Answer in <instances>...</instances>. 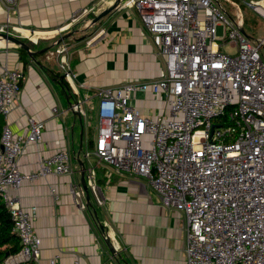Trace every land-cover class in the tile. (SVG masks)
Here are the masks:
<instances>
[{
    "label": "built area",
    "instance_id": "2783aa9c",
    "mask_svg": "<svg viewBox=\"0 0 264 264\" xmlns=\"http://www.w3.org/2000/svg\"><path fill=\"white\" fill-rule=\"evenodd\" d=\"M0 2L5 9L0 33L31 43L54 38L71 24L41 32L13 23L18 0ZM231 3L234 15L227 17L215 0H120L117 7L136 10L161 66L155 78L98 87L97 103L90 104L97 114L91 151L96 162L145 177L164 207L184 212L185 264H264V36H246L241 9ZM246 4L264 19L263 0ZM219 25L222 33L217 36ZM225 44L233 51L223 50ZM53 45L63 79L72 83L76 73L66 45L57 39ZM23 79L21 69L2 65L4 120L14 109ZM138 92L161 100L162 110L143 112L135 101ZM81 101L73 107L86 117L87 105ZM43 127V121L33 118L24 132H14L6 121L1 126L0 199L20 241L5 264L36 260L41 251L32 225L36 207L25 209L15 192L25 181L72 171L64 149L43 157L34 170L19 168L23 149L41 140ZM90 178V191L100 204L98 186ZM83 192L70 187L75 197ZM57 260L54 255L48 264ZM72 264H82L80 257L75 255Z\"/></svg>",
    "mask_w": 264,
    "mask_h": 264
},
{
    "label": "crops",
    "instance_id": "0c3cea01",
    "mask_svg": "<svg viewBox=\"0 0 264 264\" xmlns=\"http://www.w3.org/2000/svg\"><path fill=\"white\" fill-rule=\"evenodd\" d=\"M91 2L99 5L93 11L95 15L112 0H18L13 23L50 31ZM4 15L0 2V23ZM95 26L96 30L79 28L71 37L61 39L76 73L72 83L60 78L53 40L40 37L31 43L30 55L0 38V69L7 64L24 74L14 109L6 120L2 117L3 123L8 122L16 133L26 131L28 118L44 123L41 140L26 145L19 156V168L34 170L43 157L64 149L70 154L72 169L68 175L25 181L15 192L25 209L36 207L32 225L41 238L39 257L22 264H48L54 255L58 264H72L75 255L82 264H185L184 212L164 207L145 177L116 172L97 163L91 153L97 123L91 126L89 112L97 98L96 89L128 79L155 78L161 57L132 7H117ZM148 96L136 93L140 109L146 113L154 108L162 110L161 100ZM76 100L87 105L86 117L73 107ZM82 172L97 216L88 207L84 192L81 197L70 193V187L83 189ZM91 176L98 186L100 204L90 191Z\"/></svg>",
    "mask_w": 264,
    "mask_h": 264
},
{
    "label": "rangeland",
    "instance_id": "374dc122",
    "mask_svg": "<svg viewBox=\"0 0 264 264\" xmlns=\"http://www.w3.org/2000/svg\"><path fill=\"white\" fill-rule=\"evenodd\" d=\"M111 1V0H110ZM222 8L224 14L227 17H232L234 15L235 11V5L231 3V1L235 2L239 8L241 9L242 15H243V30L244 34L248 36L249 38L254 39H260L264 36V19L260 17L258 14H256L247 4V1L250 0H215ZM113 2V0H112ZM111 2V3H112ZM108 3V0H107ZM95 2L89 3V5L82 6L80 8H77L73 13H75V20H72L73 13L70 15V17L67 19L68 22L71 21V24L67 26V28L64 29V31L56 35L54 38H51V40L58 39V37H61L63 33L76 31L79 28H87V29H93L96 30L95 24L97 23H90V19L94 16L93 11L95 8H98L99 5H97ZM107 6V5H106ZM222 33L221 26H217L216 34L217 36H220ZM90 36V34L86 35ZM85 36V37H86ZM71 37V36H70ZM68 38V37H67ZM87 38V37H86ZM221 48L227 52H232L233 48L228 45H222ZM262 53H264V48H262ZM97 98L94 99V104L96 105ZM166 113V111H164ZM89 121L91 123V126L94 127L97 123V114L95 109L93 108L89 112Z\"/></svg>",
    "mask_w": 264,
    "mask_h": 264
},
{
    "label": "trees",
    "instance_id": "16d2710c",
    "mask_svg": "<svg viewBox=\"0 0 264 264\" xmlns=\"http://www.w3.org/2000/svg\"><path fill=\"white\" fill-rule=\"evenodd\" d=\"M2 124L3 119L0 115V133ZM19 248L20 241L18 236L12 231V221L9 211L0 199V264H5V259L9 255L16 253Z\"/></svg>",
    "mask_w": 264,
    "mask_h": 264
},
{
    "label": "water",
    "instance_id": "95a60500",
    "mask_svg": "<svg viewBox=\"0 0 264 264\" xmlns=\"http://www.w3.org/2000/svg\"><path fill=\"white\" fill-rule=\"evenodd\" d=\"M120 0H113V2L108 5L107 7L103 8L101 11H99L97 14H95L92 18L90 23H96L98 22L102 17L106 16L107 14H109L111 11L115 10L119 4ZM242 32H244V30L242 29ZM72 34L71 32H67L65 34H63L61 37H59L57 40L60 41L61 39H64L68 36H70ZM0 38H2L5 41H9L12 42L14 44H16L19 48L24 49L27 53H29L31 55V42L30 41H24L22 39H19L15 36L9 35V34H5V33H0ZM60 78L63 80V75H60ZM80 115V113H78ZM81 185L83 187L84 193H85V199L87 201V205L88 207H90L92 209V212L95 216H97L95 209L92 207V203L90 202V192L89 189L85 183V179H84V174L82 172V180H81ZM99 227L101 229H104L103 225L99 222ZM106 243H108V240H105Z\"/></svg>",
    "mask_w": 264,
    "mask_h": 264
}]
</instances>
